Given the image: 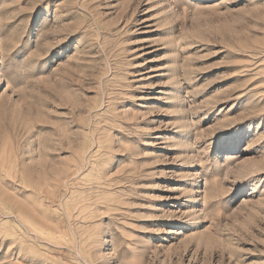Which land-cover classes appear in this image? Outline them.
I'll return each mask as SVG.
<instances>
[{
	"label": "rangeland",
	"instance_id": "obj_1",
	"mask_svg": "<svg viewBox=\"0 0 264 264\" xmlns=\"http://www.w3.org/2000/svg\"><path fill=\"white\" fill-rule=\"evenodd\" d=\"M0 264H264V0H0Z\"/></svg>",
	"mask_w": 264,
	"mask_h": 264
}]
</instances>
